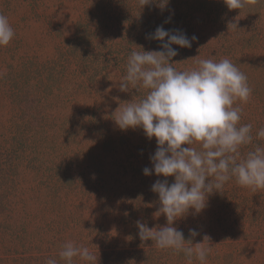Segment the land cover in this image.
<instances>
[{"label":"rangeland","instance_id":"obj_1","mask_svg":"<svg viewBox=\"0 0 264 264\" xmlns=\"http://www.w3.org/2000/svg\"><path fill=\"white\" fill-rule=\"evenodd\" d=\"M0 14L15 33L0 47V264H65L59 252L69 241L98 264H201L138 236L137 221L166 225L151 186L174 177L143 174L155 138L113 119L146 90L121 92L119 83L131 51L162 50L148 34L182 29L198 39L172 45L173 67L229 58L252 89L236 104L240 122L253 125V144L241 152L264 146L255 138L264 127V0L239 10L224 0H149L142 8L139 0H0ZM173 226L193 244L209 237L204 264H264V189L233 178Z\"/></svg>","mask_w":264,"mask_h":264},{"label":"clouds","instance_id":"obj_2","mask_svg":"<svg viewBox=\"0 0 264 264\" xmlns=\"http://www.w3.org/2000/svg\"><path fill=\"white\" fill-rule=\"evenodd\" d=\"M224 2L229 10H239L249 0ZM147 3L149 0H139L141 8ZM229 25L238 29L236 22ZM14 34L8 17L0 14V47L7 46ZM147 38L160 41L162 50L139 47L141 51H131L119 83L121 92L129 91L130 85L133 89L140 86L145 95L127 102L113 120L120 130L140 127L149 139L155 138L152 167H145L143 174L174 177V181L157 180L151 186L161 205L156 213L166 217V225L149 228L137 221L138 236L159 249L182 252L190 262L195 257L204 264L211 251L209 237L193 244L173 224L190 209L195 213L204 210L208 197L233 178L253 191L264 189V146L256 144L245 154L241 152L242 147L253 144V125L240 122L243 109L236 104L246 103L252 89L247 76L227 57L198 59L197 66L189 70L173 67L170 61L178 51L172 45L190 48L198 39L195 35L188 37L182 29L158 26ZM255 138H264V127L257 129ZM197 144L199 148L193 146ZM189 234L195 238L199 233L189 229ZM59 257L65 264H73L75 258L98 264V256L88 247L72 241L63 244ZM46 264H57V260L49 258Z\"/></svg>","mask_w":264,"mask_h":264}]
</instances>
